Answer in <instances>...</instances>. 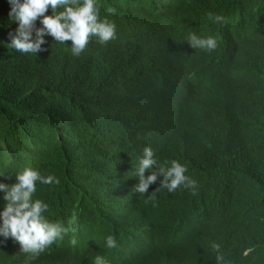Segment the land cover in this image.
Instances as JSON below:
<instances>
[{
  "label": "trees",
  "instance_id": "1",
  "mask_svg": "<svg viewBox=\"0 0 264 264\" xmlns=\"http://www.w3.org/2000/svg\"><path fill=\"white\" fill-rule=\"evenodd\" d=\"M97 3L116 39L76 57L45 36L34 56L6 45L17 25L0 0V174L13 176L0 182L25 167L54 175L35 198L51 221L76 222L34 260L3 241L0 264H216L213 243L230 264H264V0ZM192 32L216 49L192 48ZM145 146L185 165L197 193L162 190L154 206L162 177L135 193Z\"/></svg>",
  "mask_w": 264,
  "mask_h": 264
},
{
  "label": "clouds",
  "instance_id": "2",
  "mask_svg": "<svg viewBox=\"0 0 264 264\" xmlns=\"http://www.w3.org/2000/svg\"><path fill=\"white\" fill-rule=\"evenodd\" d=\"M10 5L9 21L17 25L8 33L10 43L6 45L22 55H34L46 51L41 46L46 43L44 37L54 38L55 44L66 45L71 55L79 57L94 38L101 45L117 38V26L107 17L100 16L97 0H7ZM51 10V14H46ZM213 23L222 24L223 16L208 14ZM39 22L40 27H37ZM33 34H35L33 38ZM186 42L198 50L211 52L217 47L213 36L202 37L195 32L189 33ZM145 139H147L145 137ZM188 169L177 160L160 163L153 150L145 146L133 165L132 176L138 183L132 190L145 196L151 185L160 179V186L147 196L155 206L156 193L166 190L174 193L186 189L193 195L197 193V181L188 176ZM146 173H148L146 175ZM5 178H13L0 174ZM12 184L0 182L4 205L0 209V243L9 238L18 242L21 251L29 260L38 258L53 244L62 241L69 232H75V220L66 223L51 221L46 213L50 205L43 199L35 198L37 186L59 185L60 180L54 175H44L38 168L25 167L14 175ZM70 243L75 246L78 240L73 236ZM118 241L112 235L105 238V247L109 250L118 248ZM216 264H230L218 244L211 245ZM247 255V252H245ZM93 264H108L106 258L97 255Z\"/></svg>",
  "mask_w": 264,
  "mask_h": 264
}]
</instances>
